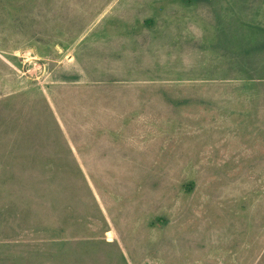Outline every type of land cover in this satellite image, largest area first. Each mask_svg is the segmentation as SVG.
Here are the masks:
<instances>
[{"label":"rangeland","instance_id":"1","mask_svg":"<svg viewBox=\"0 0 264 264\" xmlns=\"http://www.w3.org/2000/svg\"><path fill=\"white\" fill-rule=\"evenodd\" d=\"M0 264H264V0H0Z\"/></svg>","mask_w":264,"mask_h":264}]
</instances>
